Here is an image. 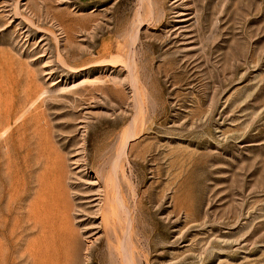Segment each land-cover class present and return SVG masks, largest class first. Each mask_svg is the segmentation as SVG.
Instances as JSON below:
<instances>
[{
    "label": "rangeland",
    "instance_id": "374dc122",
    "mask_svg": "<svg viewBox=\"0 0 264 264\" xmlns=\"http://www.w3.org/2000/svg\"><path fill=\"white\" fill-rule=\"evenodd\" d=\"M0 264H264V0H0Z\"/></svg>",
    "mask_w": 264,
    "mask_h": 264
}]
</instances>
